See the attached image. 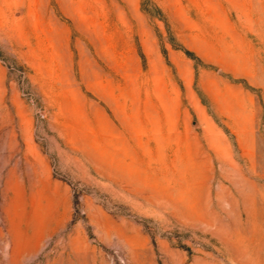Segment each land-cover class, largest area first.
Returning a JSON list of instances; mask_svg holds the SVG:
<instances>
[{"label": "rangeland", "instance_id": "374dc122", "mask_svg": "<svg viewBox=\"0 0 264 264\" xmlns=\"http://www.w3.org/2000/svg\"><path fill=\"white\" fill-rule=\"evenodd\" d=\"M0 264H264V0H0Z\"/></svg>", "mask_w": 264, "mask_h": 264}]
</instances>
